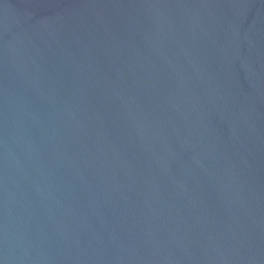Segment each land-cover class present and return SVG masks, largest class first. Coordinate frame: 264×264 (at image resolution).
<instances>
[{
    "label": "water",
    "instance_id": "obj_1",
    "mask_svg": "<svg viewBox=\"0 0 264 264\" xmlns=\"http://www.w3.org/2000/svg\"><path fill=\"white\" fill-rule=\"evenodd\" d=\"M0 264H264V0H0Z\"/></svg>",
    "mask_w": 264,
    "mask_h": 264
}]
</instances>
